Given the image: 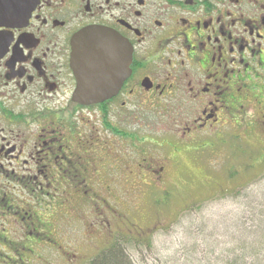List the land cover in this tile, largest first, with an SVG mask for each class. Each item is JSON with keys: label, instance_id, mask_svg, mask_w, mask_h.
Segmentation results:
<instances>
[{"label": "flooded vegetation", "instance_id": "af4514ba", "mask_svg": "<svg viewBox=\"0 0 264 264\" xmlns=\"http://www.w3.org/2000/svg\"><path fill=\"white\" fill-rule=\"evenodd\" d=\"M93 29L119 46L94 86L72 67ZM246 147L264 163V0H0V264L143 242L152 202Z\"/></svg>", "mask_w": 264, "mask_h": 264}, {"label": "rangeland", "instance_id": "374dc122", "mask_svg": "<svg viewBox=\"0 0 264 264\" xmlns=\"http://www.w3.org/2000/svg\"><path fill=\"white\" fill-rule=\"evenodd\" d=\"M258 148L246 147L241 163H230L223 158H220L223 163L215 160L213 178L193 182L189 186L191 195L168 199V205L160 210L152 202L150 208H146V220L140 225L148 233L144 236L146 242L152 244L151 247L146 242L141 246L127 244L129 248L126 246V249L134 261L137 264H162L163 259H169L173 264H186V259L196 254L195 242L205 250L209 249L210 243L219 247L218 253L224 250L227 241L238 235V227L242 226L244 204L259 201L264 194V163H260L262 157L256 151ZM242 164L246 174L240 179H231L230 176L229 179L220 173L228 168L238 169ZM219 187L224 188L222 195L218 194ZM189 202L192 205L183 209ZM244 217V221H248V214ZM90 257L81 264L92 261L88 259Z\"/></svg>", "mask_w": 264, "mask_h": 264}, {"label": "trees", "instance_id": "16d2710c", "mask_svg": "<svg viewBox=\"0 0 264 264\" xmlns=\"http://www.w3.org/2000/svg\"><path fill=\"white\" fill-rule=\"evenodd\" d=\"M242 213L248 214V221H244L245 215L242 214V226L238 227V235H233L227 241L224 250L218 253L219 247L214 243H210L209 249L205 250L195 242L193 249L196 254L194 257L190 255L186 264H264V194L259 201L252 200L244 204ZM144 242L146 239L143 242L129 239L121 243L125 245L117 243L88 264H137L126 246L134 243L141 246ZM146 243L151 247L152 242ZM199 252L203 255H199ZM161 263L173 264L169 259H163Z\"/></svg>", "mask_w": 264, "mask_h": 264}, {"label": "water", "instance_id": "95a60500", "mask_svg": "<svg viewBox=\"0 0 264 264\" xmlns=\"http://www.w3.org/2000/svg\"><path fill=\"white\" fill-rule=\"evenodd\" d=\"M115 43L116 38L112 35L96 29L89 30L76 38L72 67L80 84L84 83L83 85H85L86 80L82 75L83 72L89 70L95 75L92 86L110 81V71L115 67V63L109 61H115L116 58L112 56V53L118 54L119 51V46H115ZM98 70L101 73H96ZM80 93L76 95L77 98L78 96L82 97Z\"/></svg>", "mask_w": 264, "mask_h": 264}]
</instances>
